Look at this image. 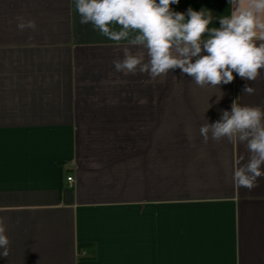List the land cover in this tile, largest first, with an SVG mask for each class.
I'll use <instances>...</instances> for the list:
<instances>
[{"label": "crops", "instance_id": "crops-1", "mask_svg": "<svg viewBox=\"0 0 264 264\" xmlns=\"http://www.w3.org/2000/svg\"><path fill=\"white\" fill-rule=\"evenodd\" d=\"M171 7L211 10L209 28L231 13ZM80 19L75 0H0V264H264V177L238 187L246 144L200 134L237 98L264 109V69L220 87L117 72L127 41Z\"/></svg>", "mask_w": 264, "mask_h": 264}, {"label": "clouds", "instance_id": "clouds-1", "mask_svg": "<svg viewBox=\"0 0 264 264\" xmlns=\"http://www.w3.org/2000/svg\"><path fill=\"white\" fill-rule=\"evenodd\" d=\"M180 0H75L81 24H89L101 35L116 42L127 41L123 59L113 60L117 72L147 73L151 78L166 76L175 69L192 78L197 86L217 87L234 81L236 73L256 81L264 69V0H229L230 16L219 18L220 27L209 28L212 11L178 12L172 5ZM17 27L35 30V21L17 17ZM112 26H119L115 30ZM207 34V38L205 37ZM259 41V43H257ZM130 47L139 50L133 54ZM206 53V54H204ZM145 56L147 61L145 62ZM245 86L243 94H254ZM236 100L231 111L222 110L219 120L201 126L205 143L213 141L246 144L247 163L235 168L232 179L238 187L252 190L264 177V109L241 106ZM211 107V105H210ZM241 157L237 161L240 165ZM0 221V256L8 257L9 239Z\"/></svg>", "mask_w": 264, "mask_h": 264}, {"label": "built area", "instance_id": "built-area-1", "mask_svg": "<svg viewBox=\"0 0 264 264\" xmlns=\"http://www.w3.org/2000/svg\"><path fill=\"white\" fill-rule=\"evenodd\" d=\"M72 180H73L72 178H69V179H68L69 182H72Z\"/></svg>", "mask_w": 264, "mask_h": 264}]
</instances>
